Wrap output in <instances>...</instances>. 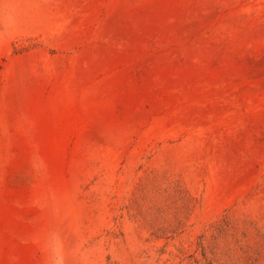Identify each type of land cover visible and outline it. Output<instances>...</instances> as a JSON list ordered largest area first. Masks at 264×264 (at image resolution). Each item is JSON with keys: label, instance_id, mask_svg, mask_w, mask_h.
<instances>
[{"label": "rangeland", "instance_id": "rangeland-1", "mask_svg": "<svg viewBox=\"0 0 264 264\" xmlns=\"http://www.w3.org/2000/svg\"><path fill=\"white\" fill-rule=\"evenodd\" d=\"M0 264H264V0H0Z\"/></svg>", "mask_w": 264, "mask_h": 264}]
</instances>
